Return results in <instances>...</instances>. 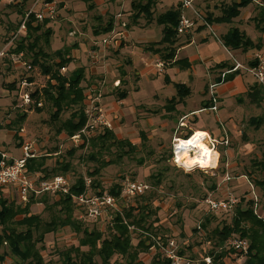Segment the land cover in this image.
Masks as SVG:
<instances>
[{
  "label": "rangeland",
  "instance_id": "rangeland-1",
  "mask_svg": "<svg viewBox=\"0 0 264 264\" xmlns=\"http://www.w3.org/2000/svg\"><path fill=\"white\" fill-rule=\"evenodd\" d=\"M30 1L31 0H27L26 2H24V0H0V44L9 40L12 34L14 36L22 16L21 12L26 9ZM132 1L144 2V0H97V6L94 5L92 10H88L89 4L85 3L83 0H62V6L58 8L56 18L45 26V29L48 28L52 31L48 39V44L41 41L37 47L44 54L50 56L56 51L65 48L70 49V55L72 54V57L74 56V62L72 61V63L61 72L64 75H68L70 71L75 70L82 64L87 70L85 72L86 78L82 82L83 86L88 84V87L85 86L86 94L88 95L87 99L89 96L97 93L96 97L101 101V105L105 111L106 122L110 126L108 129H111L114 139H126L139 150L118 159L116 157L118 152L119 154L127 152V147L125 148L126 150L119 151L118 147L112 146L109 147L108 151H104L100 150L98 147L91 150L92 148L89 142L88 144L84 143V145H82V142L74 144L64 137V131L61 126V123L69 119L72 111H64L58 119L53 121L50 119L53 107L51 103L45 100L41 107V113H36L34 111V106L28 108L22 107L19 97V85L21 81L25 80L30 81L29 83L32 82L28 91H42L46 86L48 78L43 76L38 67H33L30 70L27 69V65H30L31 60L29 56H24L21 60H17V63H13L11 60V55L13 53L6 56L0 64V125L14 132V139L8 136V132L5 128H0V148L7 150V147L13 144L16 147H24L26 144L34 142L37 148L36 156L46 155L45 164H47V171L50 172L53 170V176L62 177L69 188L74 185L80 177L84 178L86 181H95L94 186L90 184L92 193L98 191L107 192L113 185L121 183L126 179L145 183L149 186V190L144 196L145 198L134 200L131 205L140 202L143 203L144 201L150 205L154 213L146 219L145 226L148 224L151 225L150 230L152 234L156 235L155 237L164 238L166 241L174 240L178 245L179 251H181L183 255L189 258L191 257L192 260L199 264H201L202 260L205 258H210L209 254L213 250L227 251V255L223 260L224 264H244L245 257H242L237 251H233L231 246L228 245L231 238L219 249L216 246L218 243L217 238L210 234L215 228L221 230L223 225H230L234 210L215 215L213 220H210L206 229H198V225L203 221L202 219L208 215L205 212L204 199L208 195L212 196L214 199H221L225 192H231L239 200V205L242 206L241 208L252 207L260 217L264 218V194L255 185L256 181L264 180V170L259 168L258 165L260 161L264 160V110L262 109L264 100L259 107H256L245 97L246 102L243 101L244 108H242V117L244 121L236 119L239 120L237 124L233 123L232 125L231 121L226 123L224 120L228 115L225 112H219V117L222 118L220 121L222 120L225 126L222 125V123L216 124V120H213V115L208 114L213 117L211 118L207 116L205 112L201 113L197 117V120L193 122L190 120V122H188L189 131L202 128L200 125L205 122L211 124V130H214L217 126L218 131H216L215 136L208 131L206 132L218 142L223 140L224 129L221 128V125L227 130L229 137L228 144L226 146H224V144L220 145L217 148L219 159L215 176H211L209 170H200L196 168L192 172H185L170 166L165 159L170 153L171 133L173 129L160 127V122L163 120L161 118L162 112L166 113V111L163 110V105H165L166 102L156 94H169L167 92V90H169L167 89V85H170L174 81H181L186 75L177 77L174 71L170 69L166 71L167 77L164 76L165 73L158 74L156 78L149 81L147 75H141L140 71L146 67L144 62H149V64L153 66L155 61L151 62L144 57H139L133 52L131 64L134 70L140 74V79L137 81L136 86L143 89L144 97L139 100L140 97L136 98L138 95L137 91H127L126 97L119 100L121 101L120 106L117 104L116 91L117 89H119V91L126 90L125 87H127L128 83L130 85L131 83L133 84L134 77L128 74V80H125V82L122 81V83L120 82L118 87L113 86L114 82L118 81L117 79L113 81V78H124L126 76L124 72L122 75L123 67H118L108 62V60L113 57L114 49L116 48H111L109 46V48L104 49L105 53L102 52L103 54L101 55L96 54L95 57H91L93 48L90 50L87 48V43H89L90 38L92 39L94 29L103 28L104 24L109 20V17L115 15V13H121L123 23H125L126 27H130V24L133 25L134 23L135 25L147 23L146 19L143 17H139V20L133 19L134 9L131 7ZM92 3H95V0H93ZM248 6L249 5L241 8L239 16L242 19L250 11V7ZM202 13L206 16L203 11ZM156 16H154L153 13L152 17L155 18ZM255 22L256 20H254V23ZM118 26L122 27V22H120ZM242 28L246 34L243 33L251 40L252 45H257L258 47L256 50L250 48L244 50V52L250 50L254 51L252 55H250V59L248 58L249 60L247 59L245 61L246 64H249L256 52L264 50V31L262 32L258 29L254 30L252 26L246 28L242 25ZM152 31V33H132L135 34L132 36V39L139 41V38H144L148 34L158 37L154 28H152ZM25 34L22 33L19 39H15L13 42L20 41V38L25 36ZM162 35L161 32L160 38H162ZM100 39L98 41H100ZM26 42L30 43L29 40ZM129 44H131V40ZM85 45L86 47L83 48ZM215 45L218 47L217 44ZM74 46H76V48H73ZM192 51L193 49L189 48L181 54L185 55ZM129 52H131L130 49H128L127 54H129ZM77 53L80 54V58H77ZM50 59L57 60L56 58ZM24 62L26 66L21 64ZM92 67H97V72L92 70ZM90 70L95 74H91ZM202 75L203 66L198 68V74L195 76L197 80L194 79L191 81L195 88L199 86V80ZM249 80L251 79L249 78ZM124 83L126 85H124ZM11 85L14 86V90L10 89ZM94 85H97L96 88L91 89L90 87ZM154 95L157 97L153 98ZM206 96L208 99L207 94ZM217 97L219 98L218 93ZM225 97L229 96L225 95ZM148 100L150 101L146 102ZM139 101L146 103L142 104ZM224 106L227 109H231L235 104L231 102V100H225ZM22 115H25L24 120L18 122ZM28 116L29 118L27 119ZM173 117L177 118V115H173ZM259 117H262V122L259 126L258 124H252L250 122L251 119ZM247 119L249 120L247 121ZM165 121L168 126H174V122H170V120ZM187 130L188 128H182L180 132H185L187 135ZM229 130H231V132ZM100 131H102V129H100ZM20 134L22 136H18ZM142 134L146 137L144 147H142ZM21 137L24 138L21 139ZM108 144L109 141L104 142L105 148L108 147ZM96 146H99V144H96ZM10 150L14 155L20 156L19 149H14L12 147ZM91 153L97 154V162L89 160L88 155ZM102 160L106 162L113 161V164L101 169L97 176L90 177V174L94 169L99 167L98 163ZM141 160L143 163L139 165L138 162ZM59 161H61V166L68 165V168L66 170H63V168L60 170ZM157 174L161 175L159 178L160 184L155 185L153 184L154 179H152L151 176H156ZM225 174L228 175L230 180L223 182ZM50 178H52L51 174H49L46 179ZM95 185H97V187H95ZM44 195L47 197L48 204L46 205L48 206L57 200V197L52 194L46 193ZM32 197L37 198L40 196L32 195ZM42 204L39 207L35 206L33 210L34 213L39 215V223L48 222L52 220V218L59 216L58 206L52 209H44L45 205ZM74 216L78 220L75 208ZM109 220L110 219H104L97 226V229H99L105 237L108 235L107 225ZM80 225V231L92 228V224L89 222H82ZM145 235L143 230L139 228L135 229L134 232L131 233L132 244L135 245L137 241L143 239ZM237 236L238 235H232V237ZM80 237L81 233H75L70 228L57 229L55 233L46 235L44 241L45 249L42 251L45 264H62L59 252L71 247H76ZM0 252L7 254V259L3 264H19L18 259L10 253L6 246H4ZM150 257V254L142 251L138 258L142 262L148 264ZM115 260L122 262V264H127L126 260L122 261L120 257L114 256L111 261L113 262ZM95 262L96 264H100L98 257L95 258Z\"/></svg>",
  "mask_w": 264,
  "mask_h": 264
},
{
  "label": "trees",
  "instance_id": "trees-1",
  "mask_svg": "<svg viewBox=\"0 0 264 264\" xmlns=\"http://www.w3.org/2000/svg\"><path fill=\"white\" fill-rule=\"evenodd\" d=\"M26 1L27 0H24V2ZM83 1L89 4L88 10H92V8H94L95 4L92 3L93 0ZM156 2L157 0H144V2L132 1L131 7L134 9L133 19L137 20L139 17H143L146 19L147 23L154 21L156 25L162 27V38L158 42L150 44L148 50L159 56V60L163 62V67L173 65H180V67H182L181 65L182 63L185 64V61L175 60V49L173 47L178 37L176 34V26L180 17L181 5L178 4L167 12L153 18L152 10L155 7ZM251 3L252 0H238L237 2L236 0H233L231 5L224 9L221 17L217 19V21L230 24L233 19L239 16V12L242 7H245ZM61 4L62 2L59 4V7L62 6ZM263 9L264 0H259L258 13L254 20H256V28L262 32L264 31ZM24 11L21 12V19H23ZM35 21L36 20H34L33 16L29 17L27 31L25 32L26 34L24 33L25 36L20 38V41H15V47L11 49L9 54L13 53L14 55H18L19 53H22L23 57L29 56L31 58V66L27 65V69L30 70L33 67H38L43 76L48 78V81L42 91L29 90L32 103L27 106H21L25 108L34 106V111L36 113H41V107L43 106V101L45 100L46 102L51 103L53 107V112L50 116V119L53 121L58 119L64 111H72L70 113L69 119L61 123L64 136L67 139H70L74 134L82 129L86 122L84 115V107L86 106L84 102V92L86 87L82 86V82L85 80V68L80 67L70 71L68 75H64L61 71L66 69L72 62L70 49L65 48L56 51L51 56L44 54L38 49L37 46L41 41H44L45 44H48V39L52 34V31L48 28L45 29V26L50 21ZM33 22L35 24H32ZM112 29L113 16L109 17V20H107V23L104 24L103 28L96 29L94 33L96 36L100 34L105 35ZM28 40L30 43L26 42ZM221 41L223 46L231 51H244L245 49L249 48H258L257 45H252L251 40L247 38L243 32L239 31V29L235 27L230 28L226 34L221 37ZM157 46H160L161 48L156 49ZM50 58H56L57 60ZM217 67L220 69H226L229 68L230 65L223 63ZM232 75L227 76L225 81L229 80ZM27 82L29 83L30 81ZM173 87L176 90V96L166 100V104L163 106L164 110L169 113L174 111V106L179 104L183 98L189 94V90L184 85L173 84ZM10 89L14 90V86L11 85ZM115 95L117 100H122L126 97L127 90L119 91V89H117ZM246 97L249 99L251 104L259 107L261 102L264 100V86L255 84L247 91ZM38 101L41 102V106L36 105ZM262 109L264 110V105L262 106ZM24 118L25 115L20 116L18 122H21L24 120ZM250 122L252 124H258L259 126V124L262 122V117L251 119ZM100 129H102V131H100ZM190 134L191 132H189L186 137H188ZM141 138L143 140L142 147H144L146 137L142 134ZM107 141H109V144L108 147L105 148L104 142ZM96 144H99V146H96ZM89 145L92 148L91 150H94L98 147L100 150L104 151H108L109 147L112 146L118 147L119 151L126 150L125 148L127 147V152H123L121 154L118 152L116 155L118 159L122 158L123 156H128V154L137 152L139 150L135 145H132L131 142L127 141L126 139H114L112 131L105 127L99 128V130L90 137ZM169 157L170 153L165 160L167 161ZM88 158L94 162L98 161L96 153H91L88 155ZM45 162L46 159L44 156L34 155L32 158L26 161V170L30 176H35L39 178V180L46 179L49 174H51L52 177H55L53 176V170L50 172L47 171ZM112 162L113 161L106 162L103 160L99 162V167L94 169V171L90 174V177L97 176L101 169L113 164ZM60 163L61 161H59V164ZM138 163L141 165L143 161L141 160ZM258 165L259 168L264 170V160L260 161ZM62 168L63 170H66L68 165L61 166L60 164L59 169L61 170ZM160 177V174L151 176V178L154 179L153 184H160ZM94 184L95 181L92 180L91 186H94ZM121 184L122 182L113 185L107 192L111 195L118 196L121 189ZM255 185L264 194V180L256 181ZM95 187H97V185H95ZM84 189V178L80 177L77 179L74 185L69 188L68 194L60 193L58 196H56L57 200L49 206L46 205L48 204L47 197L43 194L40 197L39 202L45 205V209H52L56 206L59 207V216L44 223H39L38 214H33L30 212V207L38 203L33 197H30L28 203L23 207L15 205L13 202H8L7 200L0 197V250L6 246L10 253L18 259L19 264H45L44 258L42 256V251L45 249V237L48 234L55 233L57 229L63 228H70L75 233H81V237L79 238L78 245L76 247H71L59 252V257L62 264H96V257H98L100 260V264H122V262L117 260L112 262L111 260L114 256H117L118 258L120 257L122 261L126 260L127 264H146L138 257L142 251L147 252V243L152 242L151 237L158 239V241L165 245L166 240H164V238H158L155 237V234H152V231L150 230V224L145 226L146 219L154 213L152 212L150 205L145 201L143 203L140 202L131 205L134 200L145 198V194L133 199L131 202L123 206L121 211L119 210L111 217L107 225V237H105L103 233L97 229L100 221L97 223H92L91 229H84L80 231V224L82 221H78L74 216L75 207L70 195H79L84 191ZM102 193L103 191L96 192V194ZM241 207L242 206L239 205L238 200V204L233 208L234 215L230 225H223L221 230L215 228L210 234L217 238L218 243L216 246L219 249L226 243L228 239L232 238V235H238V238L245 239L249 242L244 264H264V218L260 217L252 207ZM214 216L215 215L210 216V214L206 215L202 219L203 221L199 223L198 227L206 229L210 220H213ZM138 228L143 230L146 235L143 237V239L137 241V243L133 245L131 233ZM179 254L183 255L181 251H179ZM226 255L227 251L224 250L211 251L209 254L211 264H224L223 260ZM150 256L151 257L148 264H170L169 261L159 251L150 254ZM6 259L7 254L0 252V264H3Z\"/></svg>",
  "mask_w": 264,
  "mask_h": 264
},
{
  "label": "built area",
  "instance_id": "built-area-1",
  "mask_svg": "<svg viewBox=\"0 0 264 264\" xmlns=\"http://www.w3.org/2000/svg\"><path fill=\"white\" fill-rule=\"evenodd\" d=\"M61 2L62 0L30 1L24 11L23 19H21L14 36L12 35L8 41L0 44V64L6 56H9L11 49L15 47V42L13 41L15 39H19L20 35L27 31L29 17L33 16L34 20H36L35 22H43L45 20L52 21L58 14L57 11ZM180 3L182 9L189 8L191 10L193 17L188 18L182 13V11L180 12V17L176 26V34L178 36H185L194 31L197 27L201 26L206 29L212 37L218 39V36L213 31L211 24L207 20V16L193 7L192 0H181ZM114 18L119 23L122 22L121 13L116 14ZM32 24L35 23L33 22ZM124 26L125 23L122 22V27ZM108 40L110 39L105 38L101 40V44L104 48L108 46ZM96 54L97 53L93 50L91 52V57H95ZM11 57L12 62L17 63V60H21L23 55L22 53H19L18 55L12 54ZM21 64H24L23 66L26 65L25 63ZM156 67L159 72H162L163 62H158ZM236 72H243L254 80V84L264 86V50L256 52L251 63L249 64L233 62L229 68L223 69L218 76L219 81H211L206 87L208 105L199 109L198 111L179 117L170 143V157L167 160L170 166L185 172H192L196 168H199L200 170H209V174H211V176L216 174L219 159L217 148L220 145L224 144V146H226L228 144L229 137L227 130L221 125V128L224 129L223 140L218 142L206 131H186L188 133L191 132V134L186 137V133L180 132V129L188 128V122L193 116H197L203 112L217 113L219 98L217 97L216 88L225 82L227 76L236 74ZM30 85L31 84L25 80L21 81L19 85V97L22 106H27L32 103L28 91ZM113 86L118 87L119 82L115 81ZM96 94L97 93H94L87 99L84 109V115L86 118L84 126L69 139L74 144H77L78 142H82V145H84V143L88 144L90 137L94 135V133H96L99 128H110L109 124L106 122L104 108L102 107L99 98L96 97ZM36 105L41 106V102L38 101ZM195 136L196 139H198L206 146V148H208L209 152L212 151L217 153L214 166L201 168L196 166L186 167L182 164L183 156H194L196 148L189 144V140ZM32 148L34 149V142L26 144L24 147H22L21 157L18 159H10L6 153H0V188H14L16 190L18 200L23 206L28 203L32 195L41 196L48 193L52 194L53 196H58L60 193L68 194L69 192V187L67 186L66 181L60 176L39 180V178L29 175L26 170V161L34 156ZM229 180L230 178L227 174H225L223 182ZM90 184L91 181H86L84 179V191L79 195L70 196L74 204L78 220H81L82 222H89L91 224L97 223L98 221L101 222L104 219H111V217L116 214V212L119 210L121 211L123 206L131 202L136 197L146 194V192L149 190V186L145 183L126 179L122 181L119 195L114 196L108 192H103L102 194L92 193ZM204 204L206 214L216 215L233 210V208L238 204V199L231 192H225L221 199H214L212 196L208 195L204 199ZM151 239L152 242L147 243L148 254H153L154 252L159 251L169 261L170 264H199L188 256L179 254V249L177 247L178 245L174 240H167L164 245L158 241V239H154L153 237H151ZM228 245L231 246L233 251H237L242 257H245L246 259L249 246V242L247 240L240 239L238 237H232L229 240ZM201 264H211L210 258H205L202 260Z\"/></svg>",
  "mask_w": 264,
  "mask_h": 264
},
{
  "label": "crops",
  "instance_id": "crops-1",
  "mask_svg": "<svg viewBox=\"0 0 264 264\" xmlns=\"http://www.w3.org/2000/svg\"><path fill=\"white\" fill-rule=\"evenodd\" d=\"M232 1L233 0H192L193 7H195L197 10H199L201 12L203 11L206 14L207 20L211 24L213 31L218 36V39L212 37L209 34V32L201 26L197 27L194 31H192L191 33H189L185 36H178L173 47L175 49V60L185 61V64L182 63V65H181L182 67H180V65L163 67L162 73L159 72V70L156 67L157 66L156 63L162 62V61L159 60V56L157 54H153L150 50H148V47L150 44L156 43L161 39L160 36H161V32H162V27L156 25L155 22H152V23H142V24H136V25L134 23L133 25L130 24V27H126V25H125L124 26L125 28L123 27L124 28L123 29L122 27L118 26L119 22L117 20H115V18H114L116 13H115V15H113V29L105 35L100 34L98 37L94 33L96 31V29H94L93 34H92V39L90 38L89 43H87V48L89 50L93 48V50L97 54L101 55V54L105 53V51H104L105 48L102 46L101 40L105 39V38L110 39V40H108L109 42H108V46L106 48H109V46H110L111 48H116V49H114L115 50L114 55L111 59L108 60V62H110V64L117 65L118 67H123L124 71L122 69V75H123V72L126 73V76L124 78L119 77V78H113L112 80L115 81V79H117L119 84H120V82L122 83V81L125 82V80H128L129 79L128 74H131L134 77L133 78V84L131 83V85H130L128 83L127 87H125V89L129 92H131L133 90L137 91L138 95L136 98L140 97L139 100L144 97L143 96L144 95L143 89H141L140 87L138 88V86H136L137 81L140 79V74L141 75L146 74L147 79L149 81H152L154 78H156L158 76V74H164L165 73L164 76L167 77L166 71L170 70V69H172L174 71V73L177 77H181L183 75H186L185 77H183L181 79V81H178V82L174 81L170 85H167L168 86L167 89H169V90H167V92L169 94H167V95L156 94L159 98H161L162 100H164V102H166V100H169V99L176 96V90L174 89L173 84L184 85L189 90V94L187 96H185L179 104L174 106V111H172L171 113L162 112L161 118L163 120H161V122H160L161 123L160 127L173 129V131L171 133V137H172L180 116L193 113V112L198 111L199 109L205 107L206 104L208 105L207 96H206V89H207L206 87H207L209 82L218 81L219 80L218 76L221 73V71L223 70V69L218 68L217 66H219L220 64H223V63H227V65H231V64H233L234 61L237 63L246 64L245 61L248 58L250 59V55H252V53L254 52L251 50L248 52H244L243 50L231 51V50H228L227 48H225L222 44L221 37L223 35H225L226 32L232 27L238 28L239 31H241V32H244L242 25H244V27H246V28H249L252 26L254 28V30H257L255 23H254V19L256 18V15L258 13L259 0H252V3L249 4V6H248V7H250V11L247 13V15L243 19L240 16H238L237 18L233 19L230 24L217 21V19H219L221 17L224 9L231 5ZM237 1L238 0H236V2ZM180 2H181V0H157L156 5L152 10L154 13V16L164 13L167 10L174 8L178 4L181 5ZM94 4L97 6V4H98L97 0H95ZM181 11L186 17H188V18L193 17L192 12L189 8H183V9L181 8ZM240 12H241V10H240ZM240 12H239V14H240ZM122 22H123V20H122ZM152 28H154L155 31L157 32L158 37L150 36L148 34L144 38L138 37L139 41H135L134 39H132V36L135 35L132 33H136V34H140L142 32L152 33L153 32ZM244 33L246 34V32H244ZM99 39H100V41H98ZM130 40H131V44H129ZM215 44H217L219 48ZM84 47H86V45L83 46V48ZM162 47H165V46H162ZM74 48H76V46H74ZM157 48L160 49L161 47L157 46L156 49ZM189 48H192L193 51L188 52L185 55L181 54L186 49H189ZM128 49L131 50V52H129V54H127ZM256 49L257 48H255V50ZM133 52L136 53L139 57H144L151 62L155 61L154 65L151 66L149 64V62H144L146 67L140 71V74H138L134 70V68L131 64ZM70 56L72 57V54ZM73 57H72V61L74 59ZM77 58H80V54H78V53H77ZM91 65H92V63H91ZM201 66H203V75H202L201 79L199 80V86L196 87L197 88L196 89L193 86L191 81L194 79L197 80L195 78V76L198 74V68ZM80 67H83L82 64H80V66L77 68H80ZM185 67H187V68H185ZM92 70L97 72V67H92ZM86 71L87 70L85 69V72ZM90 72H91V70H90ZM91 74H95V73H93V71H92ZM85 78H86V75H85ZM249 78L251 80H249ZM124 85H126V84L124 83ZM254 85H255L254 80L249 75H247L243 72H236V74L232 75L229 80H227L223 84L217 86V93L219 96V104H218L217 113H212V112H205V113H207V116H210L211 118L214 117L213 120H216L215 121L216 124L222 123V125H224V122L222 120H221L222 122L220 121V119H222V118L219 117V112H223V113L225 112L228 115V117L224 120L226 123L231 121V123L233 125V123L237 124L239 120L244 121V118L242 117V108H244L243 101L246 102L245 99L247 97L245 95H246L247 91L251 87H253ZM85 86L88 87V84H85L83 87H85ZM96 86L94 85V86H91L90 88L91 89L96 88ZM236 90H237V92H236ZM84 95H85V101L84 102L86 103L87 102L86 99L88 96L86 94V90L84 92ZM156 95H154L153 98L157 97ZM225 95H228L229 97H225ZM225 100H229V101L231 100V102H234L235 106L232 107L231 109H227L224 106ZM149 101L150 100H148L146 102H149ZM117 102H118L117 104L120 105L121 101L118 100ZM139 102H141V101H139ZM146 102H144V103H146ZM141 103L144 104L143 102H141ZM208 114L213 115V117L211 115H208ZM173 115H177V118H174ZM199 115L193 116L190 120H192V122L197 120V117ZM28 118H29V116L27 117V119ZM203 119H209V118H203ZM236 119H239V120H236ZM165 120H168V121L170 120V122H174V126H171V125L168 126L166 124ZM248 120L249 119H247V121ZM25 123H26V121H25ZM210 125L211 124L209 122L208 123L205 122L204 124L200 125L202 128H197V129L192 130V131H208L210 134H212V135L214 134V136H215L216 131H218V127L216 126V128L214 130H211ZM0 128L2 129L5 127L0 125ZM5 129L8 132V136L11 137L12 139H14V132L8 130V128H5ZM188 129H189V127H188ZM187 131H189V130H187ZM229 131L231 132V130H229ZM18 136H22V135L20 134ZM23 138L24 137H21V139H23ZM12 147L14 149H19L20 156L19 155L16 156L13 154V152H11L10 149ZM21 147L22 146L16 147L13 144L12 146L7 147V150H3L2 148H0V153H6L10 159H18L21 157ZM33 150H32L33 154L36 156L37 148H36L35 144H34ZM44 157H46V155ZM46 165L47 164H45V166ZM46 168H47V166H46ZM0 197L7 200L8 202H13L15 205H19V206L23 207V205H21L19 200H18L16 190L14 188H11V187L0 188ZM40 197H37V198L33 197L38 202V203H36L30 207V212L33 214H36L33 211L34 207L35 206L39 207L42 204L41 202H39ZM44 209H45V207H44Z\"/></svg>",
  "mask_w": 264,
  "mask_h": 264
},
{
  "label": "bare ground",
  "instance_id": "bare-ground-1",
  "mask_svg": "<svg viewBox=\"0 0 264 264\" xmlns=\"http://www.w3.org/2000/svg\"><path fill=\"white\" fill-rule=\"evenodd\" d=\"M201 135V134H199ZM189 144L196 148L194 156L185 155L182 159V164L186 167L196 166L201 168H207L215 165V159L217 153L212 152L202 144L196 136L189 140Z\"/></svg>",
  "mask_w": 264,
  "mask_h": 264
}]
</instances>
